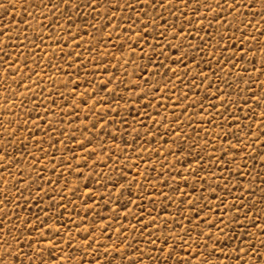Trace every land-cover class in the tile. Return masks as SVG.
<instances>
[{"label": "snow or ice", "instance_id": "obj_1", "mask_svg": "<svg viewBox=\"0 0 264 264\" xmlns=\"http://www.w3.org/2000/svg\"><path fill=\"white\" fill-rule=\"evenodd\" d=\"M105 4L108 6L105 7ZM192 4L195 6L192 7ZM213 4H215L214 8L212 7ZM180 5H183V7H179ZM11 6V0H8V3L0 5V8L7 9ZM30 6L33 12L25 13L27 19L22 20L23 27L17 26L19 34L15 37L9 35L8 40L15 39L18 42L15 44L13 51L26 48L32 56H36V50L40 47L36 43L39 40L40 44L45 45L42 51L44 56L47 57V63L39 56H36V59L32 62L34 64H44V67L52 72H60L63 69V64L53 62L55 53L49 54L51 45L45 42L44 30L47 29L48 40L59 47L60 60L64 63L70 61V66L74 67V73H66L68 82L61 85L69 90L70 96L77 95L76 88L80 86V80L86 83L88 88L93 87V80L80 75V69L84 65L82 63L77 64L81 61V53L74 51L75 48L81 47L80 43L69 44L70 40L75 42L77 37L81 36V32H87L88 28L93 29L94 32H100L101 37L111 41L113 33L121 28L122 24L126 25L123 31L132 33V36L126 37L117 51L122 52L127 46L128 51L135 55V49L130 47V44L134 42L136 47L140 49L141 58L145 61L144 67L141 68V75L150 72L152 75L161 76V80L157 81L155 85H151L150 81L145 79L143 81L145 88H141L140 83H132L131 89H125L129 92V95L125 97L123 93L116 92V89L123 85L122 80H119L113 88H109V84L112 83V74L109 73V78L100 82L96 90L89 93L85 89L79 93L80 102L89 112H93L97 105H108V111L119 117L121 107H128L132 104L133 95H135L136 101H139L141 97H148L151 93L150 104L151 100L157 99V95L163 97L166 91H171L174 94L177 90L176 84L173 83V77H175L177 82L184 84L188 92H199L201 86L207 81L208 85L204 88V92L213 101L209 103L208 107L215 112V116L224 118L227 122L224 113H229L231 104L237 103L236 101H229L230 92L228 90L233 89L235 85V90L239 92L240 82H244L246 85L250 82L254 87L264 89V81H260V77L264 76V41L260 39V37H264V0H231L230 3L229 0H224L223 4L220 3V0H176L175 5H173L172 0H144V8L150 7L155 13V16H149L148 12L144 11V15L148 17L147 20H141V12L136 10L137 4L129 3L128 0H125L123 5L119 3V0L115 4L112 3V0H30ZM101 8L104 9L103 13L100 11ZM114 9H121L120 19L116 23H113L116 20ZM157 9L167 11L169 16L179 20V24L175 20L169 24L167 17L162 16L160 12L156 11ZM201 9H203V12ZM124 10H127L130 15L124 16ZM188 12H192L193 15L188 16ZM33 13L36 15H33ZM132 13L134 15H131ZM244 13H247L251 19H240L236 22L237 17L244 15ZM37 15L41 19L37 20ZM228 15L232 16V21L227 20ZM89 16L97 23L93 24L89 20ZM257 16L261 18L260 28H257L254 24ZM205 19L209 21L207 25L204 24ZM78 20L81 21L80 24H77ZM61 21L64 23H61ZM33 22H35V26ZM98 25L101 26L98 27ZM241 26L243 31L239 37H236V31H240ZM74 27L75 31H73ZM109 28L110 31H104ZM213 28H216L217 31H212ZM220 28H224V31H219ZM228 29H232L231 36H228ZM249 29L252 32L245 36ZM7 31L10 32L11 29H7ZM201 31H204V36L200 35ZM193 33H195V38L198 41L197 44L191 43L189 39L193 36ZM3 35L4 31L0 30V36ZM149 36L152 38L151 42L148 39ZM101 37H97L98 43L102 42ZM231 40H235L236 43H230ZM173 41L178 42L173 43ZM221 41H224V43L221 44ZM63 45H68L71 51H66ZM144 45H147L148 51H145ZM182 48L183 51H181ZM209 48H212L213 51L207 52ZM216 49L222 50L217 54ZM82 51H88L93 60L95 59L93 55L95 48L90 47L89 49H82ZM173 52L178 53V55L173 57L171 55ZM225 52L228 53L227 56L224 55ZM257 52L261 53L260 67H254L253 71L258 72L259 75L252 77L249 73L247 80H245L244 73H248V69L244 67V63L251 62L254 64ZM0 53H2L0 60L5 64V71L12 72L19 57L13 58L11 52H4V48H0ZM205 53L212 59L205 60ZM20 55H23V53H20ZM153 56L156 57L155 60H153ZM250 56L252 57L251 61H249ZM30 58H25L23 63L27 65ZM9 59L11 63L8 62ZM166 61H170V63H166ZM100 63L102 64L103 61H100ZM149 64L154 65L155 72L148 68ZM172 64L179 66V68H172ZM193 64L196 66L197 71L189 78L191 65ZM228 65H231V68H228ZM205 68L210 70L211 75L215 77L216 91L214 93L209 91L213 87V83L209 79L208 73L205 72ZM232 69H237L234 73V80L232 79ZM178 70L180 75H177ZM104 72H108L107 67L104 68ZM221 72L223 76L220 75ZM73 74L79 77V80L74 81L72 79ZM94 74H99V67L94 69ZM31 75H37L34 69L31 70ZM26 79L30 80L31 78L26 77ZM197 80H199V83H197ZM258 81H260L259 84H257ZM162 84L168 85L170 88L161 87ZM134 89H139V92H133ZM43 91L44 89L41 88L40 93L42 94ZM244 91L248 92V87H245ZM100 92L105 93L108 99H100L98 96ZM49 95H51V90H49ZM60 96L61 99H64L62 93ZM94 97L95 99H93ZM172 98V95L167 97L169 100ZM44 99L41 98L40 100L42 105ZM122 99L126 101L124 105L119 103ZM188 99L187 93L181 92V95L175 98V104L183 108L181 101H187ZM217 99L220 105L223 106V113L217 110V103L215 102ZM249 99L253 100L257 108L260 109L258 113L248 105ZM197 100H199V103H197ZM113 101L116 102L115 108L111 107ZM52 103L55 104V100H52ZM65 103H67V100H65ZM226 104L227 106H225ZM243 104L248 106L250 113V115H245L246 120H254L257 115L259 116V121H255L258 130L253 133L252 124H249L245 131H241L238 118L233 121L236 124L235 132L226 129L224 134L226 145L221 146V157L217 158L211 153L207 156V160L211 161L212 166H221L222 172L228 169L229 163L235 164L237 156L245 150H248L247 157L249 159H256V156H253V153L256 152V148L253 147L254 144H259L261 147V151L257 155L259 163L264 165V91H261L259 95L253 91L250 96L244 98ZM197 106L202 114L205 113L203 97L192 100V107ZM143 107H148V105H143ZM152 107L155 108L157 105H152ZM167 107L165 105L166 110ZM72 109L73 112L78 111L79 105L73 102ZM172 111L175 112V107ZM183 114L182 111L180 115H176L171 120L167 116H162L161 120L157 121L155 117L150 118L148 112H137V115L142 117L143 122L150 119L153 124H162L167 121L166 126L170 130L171 136L176 138L172 143H176V140L183 142L188 139L183 133L181 123ZM232 114L235 115L234 112ZM106 117V112H101L95 121H88L86 116L82 127L85 131H88V124L90 123L93 136L98 137L97 124L101 125L99 131H103L106 125L116 123L114 119L109 120ZM77 119H79L78 116ZM191 119L189 117L185 121L189 127H191ZM203 119L207 120L208 117L204 116ZM142 121L137 122L141 123L142 126ZM121 123L127 126L126 120L121 121ZM47 127L51 128V123H48ZM156 131L158 132L159 128ZM205 135L207 136L209 133L206 132ZM81 136H84V132H81ZM229 136H231V139L228 138ZM153 139H155V134H153ZM167 139L169 137L166 136L165 140ZM71 140L77 142L76 136L73 135ZM113 141H115V137H113ZM233 141H235V144ZM85 142L92 144L94 140L85 137V140L79 141L81 149H84ZM206 144L207 141H205ZM50 147H55V145L51 144ZM192 147H199V145L196 141H193L192 145H189V149ZM101 148H103V145H101ZM42 151L46 156L47 152L43 149L42 144L38 142L37 152ZM175 151H183V143L177 144ZM90 154L95 156V149L90 150ZM169 154L174 155L176 162L180 163L181 158L175 157L171 149H169ZM188 155L189 152L184 153L185 157ZM224 156H228L229 159L224 160ZM7 157L8 153L0 149V160H7ZM108 158L111 159L112 157L109 156ZM72 159H75V156ZM192 159L198 165L194 168L191 163L188 164V170L194 178L199 171L206 172L205 177L201 178L204 181L200 185L201 193L193 197L191 193L197 191L196 187L189 185L187 176H181L179 172L176 174L181 177L179 181L169 184L168 180H163V187L159 188L145 177V182L148 183L150 189L147 201L148 204L152 205L151 210L138 202L145 200L144 194L139 191L136 193L137 200L129 197L127 201L121 203L125 191L131 192L132 184H137L138 188H142V184L135 180L122 183V181H126V177L122 172L118 176L107 177V183L103 185L108 190L106 192L108 200L105 201V206L115 204L116 207L111 209L112 214L108 217L96 213L101 220H104V225H101V240H97L96 236L93 235L96 232L95 227H82L79 229L85 233V239L80 244L73 245L71 236L68 240H63L59 235L60 229L48 223L49 220L54 218L55 214V209L52 208L51 204H49L47 212L43 208H39L38 214L30 213L28 218H22L16 211L5 210L7 204H15L16 201L21 199L22 193L16 196L14 200H8L7 198L0 200V241H2L0 243V264H46L43 259L45 248H47L49 257L48 264H51L52 261H55V264H66L61 245H63V248H74L76 251H79L83 246L84 251L81 254L79 264H86L83 259L85 256L91 257L92 264H225L226 261L227 264H232L233 259L236 260V264H252L253 261L255 264H264V251H262L264 250V239L257 240L255 238V233H259L261 237H264V208H257L255 202L249 204L248 199L243 196H233L232 200H229L228 197L232 193L228 177H225L222 183L216 182L219 179L217 173L204 168V155L196 154L192 156ZM49 162L51 163V161ZM184 162L188 163L186 159ZM85 164H87V157H85ZM58 166L69 172L77 182L83 175L79 168L74 169L71 163L66 168L63 163ZM0 167L3 166L0 165ZM56 167L57 165L54 164L52 171H55ZM152 167L154 170L155 166ZM236 168V174L242 179L244 176L243 171L240 170L239 165H236ZM117 171L119 172V169ZM164 175V172H160L156 179L159 180ZM257 178H259L258 175L253 176V182ZM37 179L43 180V176L37 174ZM209 180L213 183H209ZM181 182L185 185V189L191 188V193L180 187ZM55 183H59V179ZM69 183L71 181L65 179L62 188L74 193L75 185L69 188ZM205 184H207V188H205ZM261 184L264 185V180L261 181ZM109 186L111 187L109 188ZM254 187V184L246 187L242 183H236V188L241 192H246L249 197H253ZM164 189H167V191ZM217 189L228 195H218ZM40 190L44 195L49 194L42 187ZM19 191L17 189L18 193ZM204 191H208L209 196L215 197V201L204 196ZM4 192L7 193V188L4 189ZM152 193H157V195L153 196ZM160 196L163 197V207L160 208L159 212H156L155 203ZM101 198L103 199V197ZM61 199L63 200V197ZM89 199H93L91 194H89ZM253 199L255 201L256 198L253 197ZM258 200L264 204V187L259 188ZM225 201H228L227 204H225ZM129 204L133 205L135 210L129 209ZM168 205H174L171 216L167 215L169 212ZM59 206V204L56 205L57 208ZM90 209L91 206H89ZM119 209H124L125 213L121 215ZM161 213L165 215L162 216ZM85 216H87V211ZM118 216L120 219H117ZM129 217L134 219L136 223L129 225L120 222L121 220L129 221ZM55 218L62 220L63 213ZM6 221L7 223H5ZM81 223H86V220ZM137 225H139V228H137ZM249 228L253 231L250 232ZM14 229L15 231H13ZM213 229H215V232L212 231ZM25 233L28 234L25 235ZM133 233H135V236H133ZM105 235L108 236L109 240L115 235L117 240L104 247L101 241ZM22 241L26 245V249L21 247ZM44 241H47V244H44ZM233 241H237V243L234 244ZM229 245H231L230 249ZM88 249H92V252H89ZM53 250L61 253L59 258L53 256ZM212 257H215V260L211 259ZM68 259H75V257L69 256Z\"/></svg>", "mask_w": 264, "mask_h": 264}, {"label": "rangeland", "instance_id": "obj_2", "mask_svg": "<svg viewBox=\"0 0 264 264\" xmlns=\"http://www.w3.org/2000/svg\"><path fill=\"white\" fill-rule=\"evenodd\" d=\"M117 0H112V3L115 4ZM125 0H119V3L123 5ZM129 3L137 4V11L141 12V20H147L148 17L144 15V11H147L149 16H155L150 7L144 8V0H128ZM231 0H229V3ZM8 3V0H0V5ZM173 5L176 4V0H172ZM220 3L223 4L224 0H220ZM11 7L7 9L0 8V30L4 31V35L0 36V48H4V52H11L12 57H19L17 65L14 66L12 72L5 71V64L0 60V149L5 150L8 153L7 160H0V200L7 198L8 200H14L16 196L22 193V198L16 201L15 204L9 203L5 206V210H12L19 213L22 218H28L30 213L38 214V209L43 208L46 212L48 211V206L51 204L52 208L55 209L54 218L49 220L48 223L54 225L60 229V237L63 240H68L69 236L72 237L73 245L80 244L81 241L85 239V233L79 229L82 227H95L96 232L93 235L96 236L97 240H101L100 232L101 225H104V220H101L96 213H99L100 216L108 217L111 215V209L115 208V204L110 206H105V201L108 200L106 192L108 191L103 187L107 183V177L118 176L122 172L126 181H137L143 185L142 188H138L137 184L131 185V192L125 191L121 203L127 201L129 197L133 200H137L136 193L139 191L144 194L145 200L138 201L142 206L152 209V205L148 204L147 195L149 189L148 183L145 182V177L151 180V183L157 185V187H163V180H168L169 184H174L176 181L181 179L180 176H177V172L181 176H187L189 185L196 187L197 191L191 193V188H186L185 185L181 182L180 187L185 189L194 197L201 193L200 185L204 183L202 177H205V171H199L197 176L194 178L189 170L188 164L191 163L192 166L198 167L196 162L192 159L193 155L200 154L205 156L204 168L206 170L211 169L215 171L219 177L218 181L222 183L225 177H228V183L231 189L232 195H229L228 199L232 200L233 196H243L248 199L249 204L255 202L257 208H264V204L259 202V188L264 187L261 184V181L264 180V165L259 163V157L257 153L261 151L259 144H254L253 147L256 148V152L253 153V156H256V159H249L247 157V151L240 153L237 156L235 164L229 163L228 169L221 171V166L216 165L212 166L211 161L207 160L208 154H212L217 158H220L221 146L226 145L224 140V134L226 129H231L232 132L236 131V124L233 121L238 122L240 125L241 131H245L249 124H252V132L255 133L257 129V124L255 121H259V116L257 115L254 120H246L245 115L249 114L248 106L243 104L244 98L251 95L253 91L257 95L260 94L264 89H259L254 87L250 82L246 85L244 82H240L239 87L240 91L235 90V85L233 89L228 90L230 92L229 101H236L237 103L231 104V111L229 113H224V117L227 118V122L224 118L215 116V112L209 109L208 105L210 102H213L211 97L206 95L204 88L207 87L208 82L206 81L204 85L201 86L199 92H188L184 87L183 83L176 81L173 77V83L176 84L177 90L173 94L171 91H166L164 96L161 97L157 95L156 100H149L151 98V93L148 97H141L139 101H136L135 95L132 96V104L128 107H121L119 112V117H117L113 112L108 111V105H97L93 112H89L83 104L80 102L79 93L88 90L89 93L96 90L98 84L109 78V73L112 74V83L109 84V88H113L119 80L123 81V85L116 89L117 93H123L125 97L129 95L128 91L125 89H131L132 83H140L141 88H145L143 81L145 79L150 81L151 85H155L157 81L161 80V76L152 75L149 73H144L141 75V68L144 67L145 61L141 58L140 49L136 47V44L132 42L130 47L135 49V55L131 54L128 51L126 46L122 52L117 51L120 48V45L125 41L126 37L132 36V33H125L123 31L126 25L121 26L117 29L112 35L111 41H108L106 38L101 37L100 32H94L93 29L88 28L87 32H81V36L77 37L76 41H69V44L80 43L81 47L75 48L74 51L81 53V61L77 64L82 63L84 67L80 69V75L86 76L88 79L93 80V87L88 88V85L80 80V86L76 88L77 95L70 96L69 90L61 85L68 82V76L66 73H74V67L70 66L71 62L64 63L60 60L59 47L54 44L51 40L47 38V29H45V42L51 45V50L49 54L55 53L53 57V62L57 64H63V69L60 72H52L50 69H46L44 64H34L32 61L36 59V56H39L45 63H47V57L44 56L42 51L45 45L40 44L39 40L36 41L40 45L39 49L36 50V56H32L31 52L26 48H20L16 51H13L15 44L18 43L13 39L12 41L8 40V36L11 35L15 37L18 35V25L23 27L22 20L27 19L25 15L26 12H33L30 6V0H11ZM108 5L105 4V7ZM192 7L195 5L192 4ZM167 7V6H166ZM179 7H183L180 5ZM215 7V4L212 5ZM101 13L104 9L101 8ZM116 13V20L113 23L119 21V13L121 9H114ZM160 12L162 16L167 17L169 24L173 23L175 17L169 16L167 11H161L160 9L156 10ZM203 12V9H201ZM33 15H36L33 13ZM87 15V13H85ZM124 16H129L130 13L127 10L123 11ZM131 15H134L132 13ZM178 15V13H177ZM192 12H188V16H192ZM210 17V14H209ZM227 20L232 21V16L228 15ZM41 19L37 15V20ZM240 19H251V17L244 13V15L237 17L238 22ZM89 20L93 24H96V20H92L89 16ZM179 24V20H175ZM208 19L204 20V24H208ZM61 23H64L61 21ZM81 21L78 20L77 24H80ZM261 18L260 16L256 17L254 24L257 28L261 27ZM35 26V22H33ZM101 25H98L100 27ZM197 26H199L197 24ZM7 29H11L10 32ZM75 27L73 31H75ZM111 29H105L104 31H110ZM219 31H224V28L218 29ZM212 31H217L216 28H213ZM243 27L241 26L240 31H236V37L241 35ZM252 32L251 29L245 33V36H248ZM58 35H62L57 33ZM31 35V33H29ZM201 36H204V31H201ZM232 35V29H228V36ZM258 35V33H257ZM97 37H101L102 42H97ZM170 38V36H169ZM218 38V37H217ZM23 39V37H21ZM149 41H152L151 36H149ZM191 43L197 44L198 41L195 38V33L192 37H189ZM205 39H207L205 37ZM261 41H264V37H260ZM178 41H173L177 43ZM224 41H221L223 44ZM230 43H236L235 40H231ZM5 45H7L5 47ZM238 46V45H237ZM66 51H71L68 48V45H63ZM95 48V59L93 60L92 55L88 51H82V49ZM145 51H148L147 45H144ZM184 49L182 48L181 51ZM222 49H216L217 54ZM213 51L212 48H209L207 52ZM23 53V55H20ZM151 54V53H149ZM2 55V53H0ZM173 57L177 56L178 53L173 52L171 54ZM225 56L228 55L227 52L224 53ZM31 57L28 61V64L25 65L23 61L25 58ZM260 57L261 53L257 52L255 56V63H244V67L248 69V73H244L245 80L248 78L250 73L252 77L259 75L258 72L253 71V68L260 67ZM7 59V57H5ZM205 60L212 59L206 53L204 56ZM156 57L153 56V60ZM199 59V57H198ZM252 60V57H249V61ZM100 61H103L101 64ZM11 63V60L8 61ZM170 63V61H166ZM203 66V65H202ZM215 68V63H214ZM99 67V74H94V69ZM108 68V72H104V68ZM172 68L177 69L179 66L172 64ZM231 68V65L227 66ZM148 68L155 72V67L152 64L148 65ZM34 69L37 75H31V70ZM186 70V69H184ZM197 71L196 66L191 65V72L189 73V78L195 74ZM233 77L235 79L234 73L237 69H232ZM205 72L208 73L209 79L213 83V87L209 89L210 92H215V77L211 75V71L205 68ZM177 75H180V71H177ZM223 76V73H220ZM30 77L31 79H26ZM118 78V79H117ZM72 79L79 80V77L73 74ZM15 81V82H14ZM260 81H264V76L260 77ZM257 82V84L260 83ZM35 82V83H32ZM187 83V81H185ZM199 83V80H197ZM19 84V86H18ZM161 87H168V85H161ZM245 87H248L249 91L245 92ZM43 88L44 91L41 94L40 89ZM49 90H51V95H49ZM133 92H139V89L132 90ZM181 92L187 93L189 99L187 101L182 100L181 105L175 104V98L181 95ZM63 94L64 99H61L60 94ZM169 95H172L171 100L167 99ZM100 99H108L105 93H98ZM203 97L204 98V108L205 113L200 112V108L197 106L192 107V100ZM41 98L44 99V104L40 103ZM87 98V97H86ZM95 99V97L93 98ZM52 100H55V104L52 103ZM67 100V103H65ZM75 102L79 105V110L73 112L72 104ZM217 103V110L223 113V106L220 105L219 100L215 101ZM91 103V101H90ZM120 105L126 103L125 100L119 101ZM199 103V100H197ZM148 105V107H143V105ZM135 105V106H133ZM152 105H157V107H152ZM167 105V110L165 109ZM239 105V106H237ZM248 105L255 112H259L260 109L257 108L254 101L249 99ZM227 106V104L225 105ZM112 108L116 107V102L113 101ZM175 107V112L172 111ZM184 114L181 116V123L183 128L184 136L187 137L185 141L176 140V143H172L175 140V137L171 136L170 130L167 128V121H164L162 124H153L149 119L147 122L142 121V117L137 115V112L143 113L148 112L149 117H155L157 121L161 120L162 116H167L169 120L173 119L176 115H180L181 112ZM101 112L107 113V119L115 120V124H108L104 127L103 131H99L101 125H96V131L99 132L98 137H94L91 124H88V131L84 130L85 117L87 116L88 121H95L96 118L100 115ZM235 113V115L232 114ZM47 113V114H46ZM95 113V114H93ZM77 116L79 119H77ZM207 116L208 119L204 120L203 117ZM191 117V127L188 126L185 121ZM126 120L127 126L121 123V121ZM137 121H142L138 123ZM48 123H51L52 127L48 128ZM159 128L157 132L156 129ZM179 130V129H178ZM81 132H84V136H81ZM209 135H205V133ZM63 133V134H61ZM147 133V135H146ZM153 134H155V139H153ZM75 135L77 142H72L71 137ZM169 139L165 140V137ZM85 137L93 139L92 144H87L85 142L84 149L79 147V141L85 140ZM115 137V141H113ZM135 138V139H134ZM231 139V136L228 137ZM251 138V137H249ZM193 141L199 145V147H192L189 149V145H192ZM205 141L207 144L205 145ZM39 144H42L43 149L47 152L45 156L44 152H37V147ZM126 142V143H125ZM183 143V151L176 152L177 144ZM235 144V141H233ZM247 143V141H245ZM51 144H54L55 147H50ZM103 145V148H101ZM71 149V151H69ZM95 149L96 155L92 156L90 150ZM169 149L175 154V157H180V163L176 162L174 155L169 154ZM185 152H189L187 157L184 156ZM75 156V159L72 157ZM112 158L109 159L108 157ZM85 157H87V164H85ZM187 160L188 163H185L184 160ZM224 160H228V156L223 157ZM43 161V163H41ZM51 161V163L49 162ZM63 163L66 168L69 163L72 164L73 168H79V171L83 175L79 178V182L67 171H64L58 165ZM57 165L56 170L52 171L53 165ZM155 166L154 170L152 166ZM236 165L240 166V170L243 171L244 176L241 179L236 173ZM119 169V172L117 171ZM160 172H164L165 175L160 177L159 180L156 179ZM31 173V175H29ZM37 174L43 176V180L37 179ZM259 178L255 179L253 182L252 177L257 176ZM59 179V183H55ZM69 179L68 187L72 188L75 185V191L69 192L67 189H63L64 180ZM47 181V183H45ZM242 183L246 187L253 186L254 192L253 197H249L246 192H241V190L236 188V183ZM209 183L213 181L209 180ZM44 188L48 191V195L40 190ZM111 186H109L110 188ZM7 188V193L4 192V189ZM207 188V184H205ZM19 189V193L17 192ZM167 191V189H164ZM89 194L93 199H89ZM217 194L220 196L228 195L227 193L220 192L217 189ZM115 195V193H114ZM153 196H156L157 193H152ZM203 195L208 197L209 200L215 201V197L209 196L208 191H204ZM43 199H40V198ZM63 197V200L61 199ZM103 197V199L101 198ZM163 197H158V200L155 203V211L159 212L160 208L163 207ZM228 201H225L227 204ZM235 202V201H233ZM60 206L57 208L56 205ZM89 206L91 209L89 210ZM129 209H134V206L129 204ZM169 212L167 215L171 216L172 211L174 210V205H168ZM87 211V216L85 212ZM121 215L125 213L124 209H119ZM63 213L62 220H58L55 217H59ZM155 214V213H154ZM52 215V213H50ZM161 215H165L161 213ZM203 215V214H202ZM211 219V216L209 217ZM43 219V217H41ZM117 219H120L118 216ZM86 223H81L85 221ZM121 223L126 224H135L136 221L129 217V221H120ZM7 223V221L5 222ZM139 228V225H137ZM15 231V229L13 230ZM47 231V230H45ZM215 232V229L212 230ZM249 231H253L249 228ZM28 233H25L27 235ZM135 236V233H133ZM255 238L257 240L264 239L259 233H255ZM117 237L112 236V239L109 240L108 236L105 235L101 241L104 247H107L108 244L115 242ZM2 243V241H0ZM211 243V241H209ZM237 243V241H233ZM44 244H47V241H44ZM99 246V245H97ZM21 247L26 249L24 242H21ZM62 254L65 257L66 264H79L81 259V254L84 251L83 246H81L79 251H76L74 248H63ZM229 249L231 245L228 246ZM103 250V249H101ZM110 250V249H109ZM89 252H92V249H88ZM264 251V250H262ZM61 253H57L53 250V256L59 258ZM186 255V254H182ZM251 255V253H249ZM69 256L75 257V259H68ZM24 259V258H21ZM46 264H48L49 257L47 248L44 249V257ZM86 264H92L91 257H83ZM211 259L215 260V257ZM247 260V257L245 258ZM51 264H55V261H52ZM227 264V261L225 262ZM232 264H236V260H232ZM252 264H255L253 261Z\"/></svg>", "mask_w": 264, "mask_h": 264}]
</instances>
